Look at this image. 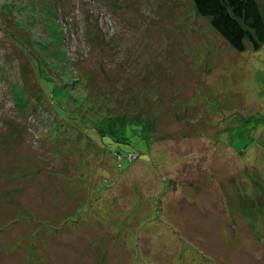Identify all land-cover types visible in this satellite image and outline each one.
Segmentation results:
<instances>
[{
    "label": "rangeland",
    "instance_id": "374dc122",
    "mask_svg": "<svg viewBox=\"0 0 264 264\" xmlns=\"http://www.w3.org/2000/svg\"><path fill=\"white\" fill-rule=\"evenodd\" d=\"M0 264H264V44L194 0H0Z\"/></svg>",
    "mask_w": 264,
    "mask_h": 264
},
{
    "label": "trees",
    "instance_id": "16d2710c",
    "mask_svg": "<svg viewBox=\"0 0 264 264\" xmlns=\"http://www.w3.org/2000/svg\"><path fill=\"white\" fill-rule=\"evenodd\" d=\"M198 14L207 18L213 29L238 52L246 50L248 40L254 51L261 49L264 44V17L257 0H194ZM114 116L110 118L109 126H122L129 120L119 121ZM134 127V125L129 124ZM126 129H129L126 125ZM139 153H129L127 160L134 162Z\"/></svg>",
    "mask_w": 264,
    "mask_h": 264
}]
</instances>
